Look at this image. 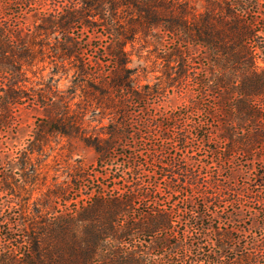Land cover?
<instances>
[{
  "label": "rangeland",
  "instance_id": "1",
  "mask_svg": "<svg viewBox=\"0 0 264 264\" xmlns=\"http://www.w3.org/2000/svg\"><path fill=\"white\" fill-rule=\"evenodd\" d=\"M97 1L103 4V19L93 15L87 25L40 35L35 27L41 18L54 19L55 10L78 0H45L31 8L0 0V22L11 17L27 43L12 46L37 53L31 65L22 66L25 82L16 88L23 97L0 115V254L5 246L19 257L29 250L28 232L57 222H96L92 214L105 209L106 217L110 212L133 226L120 246L135 247L148 264H195L198 259L205 263L196 264H264V250L250 249L264 242V188L257 186L264 156L236 152L239 138L251 136L250 126L241 129L226 121L218 93L208 88L215 85L208 51L184 41L183 32L172 34L165 20L163 4L173 3L177 11L185 9L187 24L198 23L207 0H114L115 15L111 0ZM215 2L218 22L227 16L224 10H231L243 29L255 34L247 42L264 47V0ZM152 16L156 25L144 26L143 18ZM117 41L126 52L122 67L111 53ZM63 47L76 51L63 59ZM263 52L255 55L260 67ZM119 78H126L143 100L109 86ZM10 85L6 72L0 73V95ZM252 105L261 109L258 125L264 126V96ZM167 123L176 126L167 129ZM226 125L234 133L229 142L222 138ZM181 130L188 136L186 149L175 142ZM97 142L112 146L104 160L93 145ZM174 158L199 176L198 187H184L181 176L171 179L174 184L162 177L163 164ZM138 186L158 190L156 200L139 201ZM169 186L183 191L170 195ZM225 187L235 193L225 191V199L212 196ZM132 194L137 199L126 216L110 211L111 204ZM154 208L172 212L170 230L144 231L149 225L142 217Z\"/></svg>",
  "mask_w": 264,
  "mask_h": 264
},
{
  "label": "trees",
  "instance_id": "2",
  "mask_svg": "<svg viewBox=\"0 0 264 264\" xmlns=\"http://www.w3.org/2000/svg\"><path fill=\"white\" fill-rule=\"evenodd\" d=\"M13 1L17 5L31 8L32 5H36L37 3L40 5L45 0ZM247 1L251 2L252 0ZM114 2V0L110 1L112 6L110 12L112 15L116 14L114 12V4L116 2ZM163 6L166 13L165 20L168 24V30L172 34L183 32L185 36L184 41H191L197 44L198 47L208 51V59L212 60V73H214L215 79L214 88L211 85L208 88L211 92L218 93V105L223 108V113L227 116L226 121L241 129L248 125L251 128L249 132L251 136L249 138H246V136L239 138L240 146L235 151L250 154L254 157L257 156L259 159L262 158L264 156V126L258 125L262 111L255 108L252 104L259 102V99L264 96V67L257 65L258 61L255 57L256 51L263 52L264 47L256 43L252 45L250 42H247L255 34L243 29L238 17L231 10H224L225 12L227 11V16L218 22L219 16L215 15L214 9L219 7V4L215 0H207L208 8L206 13L201 17L200 22L193 24H187L186 19H188V16H186L187 12L185 9H182L181 12L180 10L177 11L173 3L163 4ZM220 9L223 10L222 6H220ZM102 10L103 4L97 0H78V3L73 4L71 8L55 10L57 17L54 19L43 20L41 18L40 24L35 29L40 35H42L41 33L56 30L58 32H65L73 28L76 23L87 25V17L98 15L103 19ZM143 19L144 26H150V24L156 25L154 21L158 20L154 16L149 18L144 17ZM113 21H116L114 17ZM20 29V26L13 23L11 17L5 16V20L0 22V73L6 72L8 81L11 84L0 95V115L9 113L18 99L23 97L22 92L20 90L17 91L16 88L17 84L21 83L20 85L22 86V83L25 82L23 80L25 70L22 66L31 65L37 54L35 51L27 48H18V46L23 47L24 44H27L21 35ZM118 29L116 28L115 30L117 31ZM117 34H119L120 38L122 37L127 40L126 34H122V32ZM14 42L18 46H12ZM116 45L117 49L111 53H113L112 55L118 65L122 67L126 63L124 58L126 52H123L124 44L117 41L114 46ZM61 51V57L67 59L73 56L76 50L73 47H63ZM111 84L126 91L128 97L133 94V97L143 100L140 94L133 92L132 84L127 82L126 78L115 79L109 86ZM233 98L235 99V103H230V100ZM110 101L111 103L114 102L112 99H109ZM234 108L235 111L233 112L232 109ZM163 123H166V121L157 122L156 125L159 126ZM175 126L176 124L174 123H167V129H173ZM258 126L262 129L257 130ZM182 133L183 131L181 130L180 136L175 142L184 148L187 144L188 136ZM162 138L168 140L169 135L163 134ZM222 138L228 142L234 138L231 126L226 125ZM93 145L103 160L108 154L110 155L109 150L112 146L108 142L103 146H100L98 142ZM159 162L161 163V161ZM169 162L163 164L162 167V177H165V179L169 178V184L175 183L171 179H179L181 176L183 179L181 182L184 187H198L200 185L199 176L195 174L192 168L181 166L179 160L175 158L173 160L170 159ZM177 170L179 174L176 173ZM260 177L261 181L257 186L264 188V176L261 175ZM171 187H167L171 191L170 195L183 191L182 188L181 190H177ZM136 189L137 192H141L139 201L145 202L151 197L156 200V191L158 190L144 191L140 186ZM225 191H228L229 194L235 193L234 190L225 187V189L214 192L212 196H219L221 199H225L227 195ZM133 195L125 200L123 198L118 200L120 203L117 205L111 204L110 211L116 209L114 213L119 214L120 217L126 216L129 212L128 210L131 208V204L137 199ZM95 202L97 205L101 203L98 200H95ZM152 202L156 205L155 201ZM104 205V202H102L98 206L102 208ZM104 212L105 209L102 212L98 210V212L92 214V218L94 217L96 222H57L56 224L42 228V232L36 231L35 234L28 232L25 239L28 243V252L18 257L12 255V250H8L7 252V248L4 246V250L0 254V264H148L145 260L138 257V252L136 249H133L135 247L130 248L129 246L130 249H128V247L122 248L120 246L121 240L130 236L133 226L123 225V222H120L119 218H117L118 222L116 216L110 212L106 217ZM171 213V211L167 212L166 209L157 210L155 208L148 213L146 212L142 219L147 222L149 228H143L145 229L144 231L161 233L170 230L173 222ZM203 217H198L200 219L198 221L202 220L204 222ZM102 220L105 221L103 222ZM80 223H85V225L79 227L78 224ZM202 229L206 228L203 227ZM4 238L6 237L4 236ZM8 241L14 242L17 240L8 238ZM113 243H116L117 246L112 247ZM18 244L21 243L18 242ZM199 249H203V247ZM250 249L262 251L264 250V242H254ZM204 261L198 259L196 262L203 263ZM208 264L220 263L217 260H213L208 261Z\"/></svg>",
  "mask_w": 264,
  "mask_h": 264
}]
</instances>
